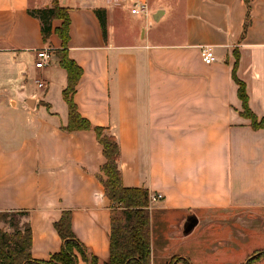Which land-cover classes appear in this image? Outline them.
<instances>
[{
  "label": "crops",
  "instance_id": "1",
  "mask_svg": "<svg viewBox=\"0 0 264 264\" xmlns=\"http://www.w3.org/2000/svg\"><path fill=\"white\" fill-rule=\"evenodd\" d=\"M59 2L71 18L69 56L84 71L80 114L117 139L125 187L163 195L150 209L152 264H247L264 249V129L241 115L233 69L238 54L249 107L263 118L264 0ZM52 4L0 0V214L28 213L32 257L46 261L62 248L55 224L70 211L74 234L104 264L112 209L103 147L93 130H65L61 21L44 43L29 13ZM139 4L147 13H132ZM168 16L171 27H155ZM206 46L217 58L210 65ZM46 47L56 67L37 69L36 51Z\"/></svg>",
  "mask_w": 264,
  "mask_h": 264
},
{
  "label": "trees",
  "instance_id": "2",
  "mask_svg": "<svg viewBox=\"0 0 264 264\" xmlns=\"http://www.w3.org/2000/svg\"><path fill=\"white\" fill-rule=\"evenodd\" d=\"M30 15L41 22V33L44 43L49 42L53 34L54 20L61 25L55 29L62 41L61 48L56 52L59 65L67 72V87L63 90V98L68 106L69 132L93 130L103 147L105 164L101 171L106 179H102L105 192L111 203L112 229L110 234V260L104 264H152L151 245V212L149 209V191L146 188H128L123 184L119 169L120 147L115 136L106 128L94 126L84 118L75 102V95L84 74L81 66L70 58L68 43L70 41L71 18L69 10L61 6L59 0H53L51 7L30 10ZM104 35H106V11L97 10ZM239 57L233 69V78L238 85V96L242 101L241 115L251 120L254 130L264 129V117L258 118L249 107L246 85L237 76ZM26 212H6L0 214V221L9 224L11 231L0 229V264H79L80 257L90 264H99L98 259L90 254L78 240L72 229V215L64 212L55 227L62 239L59 253L49 260H37L32 257V231L29 223L24 230L17 217H26ZM264 258V249L254 253L247 264ZM173 264V262L171 263Z\"/></svg>",
  "mask_w": 264,
  "mask_h": 264
},
{
  "label": "built area",
  "instance_id": "3",
  "mask_svg": "<svg viewBox=\"0 0 264 264\" xmlns=\"http://www.w3.org/2000/svg\"><path fill=\"white\" fill-rule=\"evenodd\" d=\"M147 10L148 6L146 4H139L135 5V7L132 9V13H147ZM53 51L54 50L50 47L42 48L36 51L37 60L35 65L37 69H45L46 67L50 66L53 59ZM201 57L203 62L208 65L213 64L217 60L213 49L208 46L202 48ZM36 83L40 89H45L47 87L46 83L41 80H37ZM162 199L163 195L161 194H149V209H152V207Z\"/></svg>",
  "mask_w": 264,
  "mask_h": 264
},
{
  "label": "rangeland",
  "instance_id": "4",
  "mask_svg": "<svg viewBox=\"0 0 264 264\" xmlns=\"http://www.w3.org/2000/svg\"><path fill=\"white\" fill-rule=\"evenodd\" d=\"M170 17L168 16L166 19H164L159 25H155V27L156 26H158L159 28H162V27H171L172 26V21L169 19ZM151 21H152V23L153 24H155V21L153 20V19H151ZM118 26L115 24V23H112L111 25H109V27H108V31H109V33L110 34H112L115 30H116V28H117ZM27 62H28V64L27 65H32L33 63H34V60L32 59V56H29L28 57V59H27ZM56 60H54V58H53V60H52V63H51V68H49V69H52V68H54V67H56ZM50 67V66H49ZM57 79V76H56V78H54V80H56ZM29 81L30 82H32L33 83V81H34V78H32V77H30L29 78ZM54 86V85H53ZM53 86H51V89H52V87ZM16 220H18L19 221V225L21 226V228H22V230H24V225H25V220H24V218H22V217H17L16 218ZM1 223H2V228L1 229H5L6 231H11V228L9 227V224H5L4 222H2V221H0Z\"/></svg>",
  "mask_w": 264,
  "mask_h": 264
},
{
  "label": "water",
  "instance_id": "5",
  "mask_svg": "<svg viewBox=\"0 0 264 264\" xmlns=\"http://www.w3.org/2000/svg\"><path fill=\"white\" fill-rule=\"evenodd\" d=\"M156 20H158V18H155Z\"/></svg>",
  "mask_w": 264,
  "mask_h": 264
}]
</instances>
